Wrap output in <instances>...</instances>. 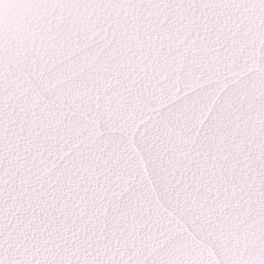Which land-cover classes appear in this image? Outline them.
<instances>
[{
  "label": "snow or ice",
  "instance_id": "1",
  "mask_svg": "<svg viewBox=\"0 0 264 264\" xmlns=\"http://www.w3.org/2000/svg\"><path fill=\"white\" fill-rule=\"evenodd\" d=\"M0 264H264V0H0Z\"/></svg>",
  "mask_w": 264,
  "mask_h": 264
}]
</instances>
